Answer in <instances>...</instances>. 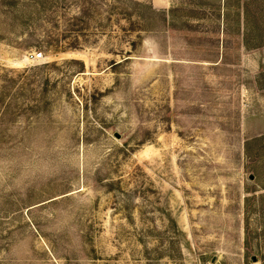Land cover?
<instances>
[{
    "label": "rangeland",
    "instance_id": "374dc122",
    "mask_svg": "<svg viewBox=\"0 0 264 264\" xmlns=\"http://www.w3.org/2000/svg\"><path fill=\"white\" fill-rule=\"evenodd\" d=\"M0 264H264V0H0Z\"/></svg>",
    "mask_w": 264,
    "mask_h": 264
},
{
    "label": "built area",
    "instance_id": "2783aa9c",
    "mask_svg": "<svg viewBox=\"0 0 264 264\" xmlns=\"http://www.w3.org/2000/svg\"><path fill=\"white\" fill-rule=\"evenodd\" d=\"M32 56L34 59H38V58L42 57V52H38V53L35 52L32 54Z\"/></svg>",
    "mask_w": 264,
    "mask_h": 264
},
{
    "label": "trees",
    "instance_id": "16d2710c",
    "mask_svg": "<svg viewBox=\"0 0 264 264\" xmlns=\"http://www.w3.org/2000/svg\"><path fill=\"white\" fill-rule=\"evenodd\" d=\"M245 16L248 15L247 9L244 10ZM247 44V43H246Z\"/></svg>",
    "mask_w": 264,
    "mask_h": 264
},
{
    "label": "water",
    "instance_id": "95a60500",
    "mask_svg": "<svg viewBox=\"0 0 264 264\" xmlns=\"http://www.w3.org/2000/svg\"><path fill=\"white\" fill-rule=\"evenodd\" d=\"M251 178H254V176H253V175H251Z\"/></svg>",
    "mask_w": 264,
    "mask_h": 264
}]
</instances>
